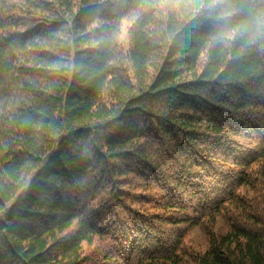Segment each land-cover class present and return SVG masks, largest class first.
Wrapping results in <instances>:
<instances>
[{"label":"trees","instance_id":"16d2710c","mask_svg":"<svg viewBox=\"0 0 264 264\" xmlns=\"http://www.w3.org/2000/svg\"><path fill=\"white\" fill-rule=\"evenodd\" d=\"M262 16L0 0V264H264Z\"/></svg>","mask_w":264,"mask_h":264},{"label":"rangeland","instance_id":"374dc122","mask_svg":"<svg viewBox=\"0 0 264 264\" xmlns=\"http://www.w3.org/2000/svg\"><path fill=\"white\" fill-rule=\"evenodd\" d=\"M129 24L127 21L122 22L121 27V35H120V42L126 48L128 46V39H127V31H128ZM209 225V224H208ZM227 221L224 217H220L215 222V232L220 234H225L228 231L227 228ZM205 227H195L194 229L190 230L185 237V244L189 251H200L204 250L206 247L207 241V232L208 228Z\"/></svg>","mask_w":264,"mask_h":264},{"label":"clouds","instance_id":"9594fccd","mask_svg":"<svg viewBox=\"0 0 264 264\" xmlns=\"http://www.w3.org/2000/svg\"><path fill=\"white\" fill-rule=\"evenodd\" d=\"M161 4H163L165 2V0H160ZM176 3H179V0H175ZM226 2V0H207V4H205V0H199V3H201V5L207 6V7H213L217 4H221ZM235 10H233L232 12L227 13L228 15H232L234 13ZM258 23L264 24V16H262L261 18H259ZM239 34V29H229V30H224L221 32V37L225 38V39H233L235 38V36H237Z\"/></svg>","mask_w":264,"mask_h":264}]
</instances>
